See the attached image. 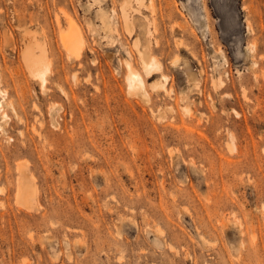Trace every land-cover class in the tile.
Masks as SVG:
<instances>
[{
    "label": "rangeland",
    "instance_id": "374dc122",
    "mask_svg": "<svg viewBox=\"0 0 264 264\" xmlns=\"http://www.w3.org/2000/svg\"><path fill=\"white\" fill-rule=\"evenodd\" d=\"M101 3L0 0V264H264V0Z\"/></svg>",
    "mask_w": 264,
    "mask_h": 264
},
{
    "label": "bare ground",
    "instance_id": "6f19581e",
    "mask_svg": "<svg viewBox=\"0 0 264 264\" xmlns=\"http://www.w3.org/2000/svg\"><path fill=\"white\" fill-rule=\"evenodd\" d=\"M103 1L105 0H97V3H99L100 5L98 6L95 12L96 13L95 16L100 22V26L102 29L108 32H112L116 26V19H115L116 12L114 11L108 12L107 9H105L102 6L101 2ZM124 6L122 7L123 8L122 9L123 21H124L126 28L131 32L132 27H133L132 22H131V19L126 14V9L124 8ZM63 16L66 17L68 15H66L65 12H63ZM57 22L59 24L58 18H57ZM246 23L248 24V27H249L250 22L248 21ZM68 25H69V29L67 31L61 32L60 40H61L63 47L65 48L67 52L68 58L79 60L82 57V52L84 48L86 47V41H85L81 28L77 25V23L71 17H68ZM133 43L139 55L141 68L143 69L145 74L149 76L152 73L162 72V69H163L162 63L159 62L155 57H151L148 59L144 58V56L141 53V49L139 48V41L137 38L134 39ZM250 46L251 45H249V47ZM33 47H34L33 43L28 44L24 52V57L26 61L28 62V65L31 67V69L35 71L34 74L40 78L41 88L44 89L47 83V75L50 72V68H49L50 60L47 59L45 47H40V54L38 56L34 54ZM254 49L255 48H252L251 52H253ZM224 60H227V59L225 58ZM125 64H126L127 71H128L127 78H128L129 86L131 88L140 89V91L143 92L144 95H147L146 90H145V80L140 74V72L136 68L133 67V65L128 59L125 60ZM255 64L254 66H256ZM74 78H75V75H74ZM165 82H167V76L162 73L160 77V81H157L154 88L161 87L162 89L165 90ZM222 83L224 82L218 79L217 86L223 85ZM61 90H63L64 94H66L64 89H61ZM166 91L170 92V90H166ZM4 94L5 93L3 92V95ZM5 116L6 115H3V117ZM230 137L231 139L233 138L232 135H230ZM17 192L22 193L24 196L27 197L29 195H32L33 189L30 190L28 189V187L25 188V187H22L20 184H18Z\"/></svg>",
    "mask_w": 264,
    "mask_h": 264
}]
</instances>
